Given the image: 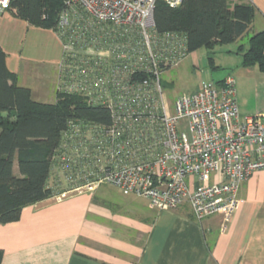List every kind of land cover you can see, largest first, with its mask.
<instances>
[{
  "label": "built area",
  "instance_id": "1",
  "mask_svg": "<svg viewBox=\"0 0 264 264\" xmlns=\"http://www.w3.org/2000/svg\"><path fill=\"white\" fill-rule=\"evenodd\" d=\"M157 1L66 0L56 29L63 41L58 91L105 105L112 120L70 121L59 153L63 177H54L48 199L109 184L153 209L188 199L198 220L223 214L228 222L242 202V182L264 170V113L241 115L232 75L168 103L162 72L189 53L184 35L157 33ZM163 1L171 8L183 2ZM10 4L0 0V13ZM190 176L199 180L193 188Z\"/></svg>",
  "mask_w": 264,
  "mask_h": 264
},
{
  "label": "crops",
  "instance_id": "2",
  "mask_svg": "<svg viewBox=\"0 0 264 264\" xmlns=\"http://www.w3.org/2000/svg\"><path fill=\"white\" fill-rule=\"evenodd\" d=\"M237 3L256 9L239 47L264 30V0H229ZM0 47L17 84L37 101L54 102L63 56L58 32L0 13ZM239 108L242 116L254 115L246 104ZM14 172L19 175L17 161ZM189 182L193 188L199 180L190 176ZM239 196L228 222L223 214L198 220L188 199L174 209H153L145 198L109 184L47 198L24 207L19 220L0 224L1 264H264V170L242 182Z\"/></svg>",
  "mask_w": 264,
  "mask_h": 264
},
{
  "label": "trees",
  "instance_id": "3",
  "mask_svg": "<svg viewBox=\"0 0 264 264\" xmlns=\"http://www.w3.org/2000/svg\"><path fill=\"white\" fill-rule=\"evenodd\" d=\"M65 2L11 0L9 9L30 24L56 30ZM255 11L251 3L231 6L229 0H183L176 8L158 0L154 22L158 34L184 35L191 53L236 42L249 32ZM238 52L243 66L259 65L264 71V30L251 36L247 48L241 44ZM71 120L109 124L112 119L105 105L92 104L77 92L57 91L55 102L35 100L29 88L17 84L0 47V224L19 220L24 207L56 192L51 179L63 177L59 153ZM2 255L0 250V264Z\"/></svg>",
  "mask_w": 264,
  "mask_h": 264
},
{
  "label": "rangeland",
  "instance_id": "4",
  "mask_svg": "<svg viewBox=\"0 0 264 264\" xmlns=\"http://www.w3.org/2000/svg\"><path fill=\"white\" fill-rule=\"evenodd\" d=\"M241 42L248 47V38ZM238 45L236 41L214 49L199 48L189 53L177 66L163 71L161 76L168 103L180 94L194 92L202 81H216L232 75L236 80L239 105L249 106L252 114L264 113V71L259 65L243 66ZM167 81L169 84H166Z\"/></svg>",
  "mask_w": 264,
  "mask_h": 264
}]
</instances>
